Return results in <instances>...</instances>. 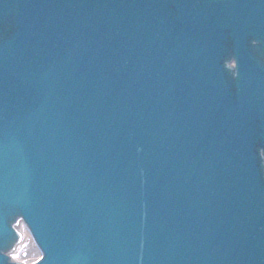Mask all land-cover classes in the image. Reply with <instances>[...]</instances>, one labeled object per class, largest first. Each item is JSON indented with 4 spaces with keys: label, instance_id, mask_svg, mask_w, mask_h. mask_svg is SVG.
<instances>
[{
    "label": "water",
    "instance_id": "water-1",
    "mask_svg": "<svg viewBox=\"0 0 264 264\" xmlns=\"http://www.w3.org/2000/svg\"><path fill=\"white\" fill-rule=\"evenodd\" d=\"M18 219L39 264H264V0H0V264Z\"/></svg>",
    "mask_w": 264,
    "mask_h": 264
},
{
    "label": "bare ground",
    "instance_id": "bare-ground-1",
    "mask_svg": "<svg viewBox=\"0 0 264 264\" xmlns=\"http://www.w3.org/2000/svg\"><path fill=\"white\" fill-rule=\"evenodd\" d=\"M15 231L19 232L20 235V239L19 241L14 245V247L12 248L11 251H9V256L11 257V259H13V261H20L19 256L25 252L28 251L30 252V254H33L32 252H35L36 249L34 248L33 250L31 248H33L32 243H31V239L28 235V232L25 228V226L23 225V223L19 220L17 221L16 225H15ZM29 242L31 243V245H29L30 247L27 248V245L29 244ZM37 253V251H36ZM37 255V254H36ZM33 261V260H32ZM31 260L30 261H23L24 264H31L33 263Z\"/></svg>",
    "mask_w": 264,
    "mask_h": 264
},
{
    "label": "rangeland",
    "instance_id": "rangeland-1",
    "mask_svg": "<svg viewBox=\"0 0 264 264\" xmlns=\"http://www.w3.org/2000/svg\"><path fill=\"white\" fill-rule=\"evenodd\" d=\"M31 243H32V247L33 248H31L32 250L35 248L36 249V251H37V253H36V251L35 252H32L33 254H30V252H29V250L28 251H25V252H23L20 256H19V259L18 260H20L21 262H23V261H32V260H34L35 258H37L38 257V255H39V251H38V249H37V247L35 246V244H34V242L31 240ZM31 243L29 242V244L27 245V248H29L30 246L29 245H31ZM37 254V255H36Z\"/></svg>",
    "mask_w": 264,
    "mask_h": 264
},
{
    "label": "snow or ice",
    "instance_id": "snow-or-ice-1",
    "mask_svg": "<svg viewBox=\"0 0 264 264\" xmlns=\"http://www.w3.org/2000/svg\"><path fill=\"white\" fill-rule=\"evenodd\" d=\"M42 258H43V257H41V259H42ZM35 264H39V261H36Z\"/></svg>",
    "mask_w": 264,
    "mask_h": 264
}]
</instances>
